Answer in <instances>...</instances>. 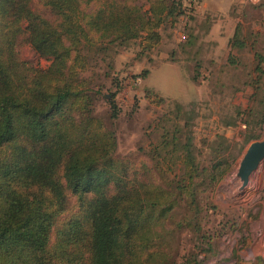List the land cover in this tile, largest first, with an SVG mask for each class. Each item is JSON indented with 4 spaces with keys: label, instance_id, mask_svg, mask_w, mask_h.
<instances>
[{
    "label": "trees",
    "instance_id": "obj_1",
    "mask_svg": "<svg viewBox=\"0 0 264 264\" xmlns=\"http://www.w3.org/2000/svg\"><path fill=\"white\" fill-rule=\"evenodd\" d=\"M34 1L0 0V264H202V251L213 247L202 234L198 195L228 170L230 159L199 165L190 135L181 157L152 151L153 166L118 158L116 133L96 116L98 93L84 77L93 60L107 61L131 42L139 44V58L158 47L161 31L186 15L184 0H147L146 9L138 0H39L53 20ZM240 37L237 27L232 50L247 47ZM23 41L50 65L23 61ZM255 59L251 100L257 102L264 54L256 51ZM146 98L165 102L153 91ZM108 104L117 119L115 95ZM260 104L261 111L244 112L259 117V126ZM257 139L247 131L246 143ZM166 164L179 168L175 177ZM184 200L188 213L175 221ZM183 230L195 233L200 252L176 254Z\"/></svg>",
    "mask_w": 264,
    "mask_h": 264
},
{
    "label": "rangeland",
    "instance_id": "obj_2",
    "mask_svg": "<svg viewBox=\"0 0 264 264\" xmlns=\"http://www.w3.org/2000/svg\"><path fill=\"white\" fill-rule=\"evenodd\" d=\"M203 1L184 0L186 15L174 27L166 26L161 31V44L142 58L138 57L139 44L131 42L118 48L107 61L93 60L84 77L91 79L92 88L98 93L96 116L116 133L118 158L137 167L153 166L152 151L158 150L164 157L174 151L175 158L181 157L190 135L199 165L210 167L223 155L230 159L228 170L222 175L218 172L217 182L211 188H201L198 195L202 234L213 247L210 254L202 251L200 260L202 264H252L257 258H264V161L244 189L238 171L246 150L254 142H245L247 131L259 135L257 141L264 139V123L259 126V117L244 114L251 107L261 111L260 101H264V82L257 102L251 100L257 77L255 52L264 54L261 32L251 28L255 25L264 30V6L244 9L247 18L243 14V23L237 27L247 47L232 50L229 46L221 49L215 42L218 32L213 25L221 16L207 12ZM34 2V8L46 19H54L39 0ZM138 3L147 8V0ZM18 52L23 61L35 67L50 65L24 41ZM231 58L235 63H231ZM146 91L157 93L165 102L152 103L146 98ZM111 95H115L120 110L117 119L110 116ZM175 134L176 146L172 145ZM164 137L171 143L166 148L162 145ZM217 138L220 142L215 145ZM226 146L228 149H224ZM167 167L166 164L164 170ZM170 167L175 177L179 168ZM181 205L175 221L188 213V201ZM197 248L201 246L192 231L183 230L176 235L175 251L180 257L200 252Z\"/></svg>",
    "mask_w": 264,
    "mask_h": 264
},
{
    "label": "crops",
    "instance_id": "obj_3",
    "mask_svg": "<svg viewBox=\"0 0 264 264\" xmlns=\"http://www.w3.org/2000/svg\"><path fill=\"white\" fill-rule=\"evenodd\" d=\"M246 7L249 8L251 7L250 9H254V7L257 6L250 5L249 0H204L203 1V8L207 12L221 16V19L219 18L218 20H216L215 24L213 25L215 32L216 33L218 32V36H216L214 40L219 45V47H221V49H224L229 46V41L235 35L238 23L241 24L243 23L241 21L242 16L245 15L247 18V11L246 12L244 11ZM260 8H262V6L258 7V9ZM233 10L236 11L234 12ZM239 13L241 14V17H233L234 14H239ZM220 30L222 31L221 33H219ZM251 30L252 31L256 30V32L258 33L261 32L260 40H263L264 30L262 31L260 27L255 28V25L254 27L251 28Z\"/></svg>",
    "mask_w": 264,
    "mask_h": 264
},
{
    "label": "water",
    "instance_id": "obj_4",
    "mask_svg": "<svg viewBox=\"0 0 264 264\" xmlns=\"http://www.w3.org/2000/svg\"><path fill=\"white\" fill-rule=\"evenodd\" d=\"M264 161V139L250 144L243 156L238 171V177L244 189L250 182L252 175Z\"/></svg>",
    "mask_w": 264,
    "mask_h": 264
},
{
    "label": "built area",
    "instance_id": "obj_5",
    "mask_svg": "<svg viewBox=\"0 0 264 264\" xmlns=\"http://www.w3.org/2000/svg\"><path fill=\"white\" fill-rule=\"evenodd\" d=\"M249 4L253 6H263L264 5V0H249Z\"/></svg>",
    "mask_w": 264,
    "mask_h": 264
},
{
    "label": "bare ground",
    "instance_id": "obj_6",
    "mask_svg": "<svg viewBox=\"0 0 264 264\" xmlns=\"http://www.w3.org/2000/svg\"><path fill=\"white\" fill-rule=\"evenodd\" d=\"M263 169H264V168H263ZM263 169H262V170H263ZM262 175H263V174H262ZM252 176H253V175H252ZM259 177H260V176H259ZM234 178L236 179V177H234ZM235 179H234V180H235ZM236 180H237V179H236ZM252 180H253V179H252ZM230 181H231V180H230ZM232 181H233V180H232ZM253 181H254V180H253ZM234 182H236V181H234ZM255 182H256V181H255ZM236 183H237V182H236ZM232 186H234V185H232ZM229 187H230V186H229ZM249 187H250V186H249Z\"/></svg>",
    "mask_w": 264,
    "mask_h": 264
}]
</instances>
